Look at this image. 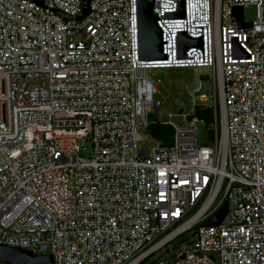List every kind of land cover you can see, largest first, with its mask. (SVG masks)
Masks as SVG:
<instances>
[{"label": "built area", "instance_id": "1", "mask_svg": "<svg viewBox=\"0 0 264 264\" xmlns=\"http://www.w3.org/2000/svg\"><path fill=\"white\" fill-rule=\"evenodd\" d=\"M250 6L239 27L233 7ZM152 12L165 58L141 60L137 0H92L81 21L61 15L80 0H0L1 245L53 264H143L193 231L172 264H264V0ZM180 34L200 42L183 57ZM167 69H192L197 86L162 122L152 71ZM151 125L172 128L170 145Z\"/></svg>", "mask_w": 264, "mask_h": 264}, {"label": "water", "instance_id": "2", "mask_svg": "<svg viewBox=\"0 0 264 264\" xmlns=\"http://www.w3.org/2000/svg\"><path fill=\"white\" fill-rule=\"evenodd\" d=\"M92 0H80L81 13L74 18L61 14L65 19L76 21L83 20L90 11V2ZM153 0H137V19H138V46L139 58L141 60L163 59L161 47V31L156 26V18L152 12ZM241 7H233L232 20L237 22L239 27L247 28V24H243V13ZM171 16V15H168ZM185 40L188 44L184 48L180 47V57H183L189 45L200 42L187 37L185 34H180L178 43ZM226 215V206L224 205L216 215L205 222L204 226L219 225ZM194 234L191 235L193 237ZM183 241L182 243L187 242ZM168 254L165 251L161 257ZM0 263L5 264H53V258L46 255H34L31 251L19 247H13L0 244Z\"/></svg>", "mask_w": 264, "mask_h": 264}, {"label": "rangeland", "instance_id": "3", "mask_svg": "<svg viewBox=\"0 0 264 264\" xmlns=\"http://www.w3.org/2000/svg\"><path fill=\"white\" fill-rule=\"evenodd\" d=\"M243 20L245 23H250L256 14L254 6L246 7L242 10ZM198 74L201 76L203 85H210L213 91L214 77L209 69H199ZM152 79L158 82V94L155 100L159 103L158 117L153 114L150 119H156L162 122L168 120V114H175L178 110L188 111L191 106L190 96L197 86V77L192 69H167L152 71ZM198 143L204 145L207 136L201 132V127L198 128ZM193 231L186 233L172 241L165 249L153 254L152 258L145 261L143 264H150L152 260L157 258L163 264H172L177 256L183 251V247L187 246L185 240L191 242ZM168 251V254L161 257L163 252Z\"/></svg>", "mask_w": 264, "mask_h": 264}, {"label": "trees", "instance_id": "4", "mask_svg": "<svg viewBox=\"0 0 264 264\" xmlns=\"http://www.w3.org/2000/svg\"><path fill=\"white\" fill-rule=\"evenodd\" d=\"M198 116L203 117L205 126L208 127L211 122V114L208 108L203 109L202 112L196 113ZM156 141L162 145H170L172 142L173 130L169 126L151 125L147 131ZM209 139L212 138V133H208Z\"/></svg>", "mask_w": 264, "mask_h": 264}]
</instances>
